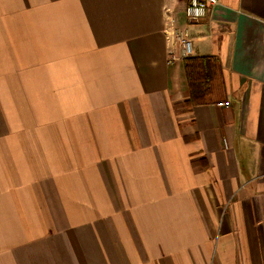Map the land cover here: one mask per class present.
Returning <instances> with one entry per match:
<instances>
[{"label": "crops", "instance_id": "0c3cea01", "mask_svg": "<svg viewBox=\"0 0 264 264\" xmlns=\"http://www.w3.org/2000/svg\"><path fill=\"white\" fill-rule=\"evenodd\" d=\"M188 3L0 0V264H264V0Z\"/></svg>", "mask_w": 264, "mask_h": 264}, {"label": "trees", "instance_id": "16d2710c", "mask_svg": "<svg viewBox=\"0 0 264 264\" xmlns=\"http://www.w3.org/2000/svg\"><path fill=\"white\" fill-rule=\"evenodd\" d=\"M189 97L184 107L211 103L224 88L223 68L214 56H187L183 58Z\"/></svg>", "mask_w": 264, "mask_h": 264}, {"label": "built area", "instance_id": "2783aa9c", "mask_svg": "<svg viewBox=\"0 0 264 264\" xmlns=\"http://www.w3.org/2000/svg\"><path fill=\"white\" fill-rule=\"evenodd\" d=\"M219 3V0H189L186 7V16L189 22H196L209 15L211 8L215 7ZM175 47L177 44L181 48V55L183 57L192 55V42L187 30L178 32L172 31V42ZM169 62H173L177 59L175 48H171L169 51ZM218 105H224L219 103Z\"/></svg>", "mask_w": 264, "mask_h": 264}]
</instances>
